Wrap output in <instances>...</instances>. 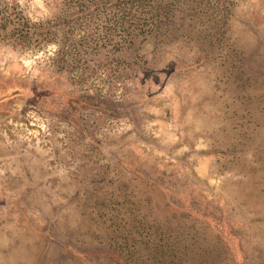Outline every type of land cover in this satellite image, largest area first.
Here are the masks:
<instances>
[{
  "label": "rangeland",
  "instance_id": "1",
  "mask_svg": "<svg viewBox=\"0 0 264 264\" xmlns=\"http://www.w3.org/2000/svg\"><path fill=\"white\" fill-rule=\"evenodd\" d=\"M0 264H264V0H0Z\"/></svg>",
  "mask_w": 264,
  "mask_h": 264
}]
</instances>
